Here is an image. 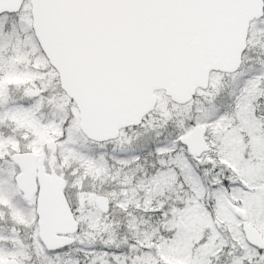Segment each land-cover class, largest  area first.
Returning <instances> with one entry per match:
<instances>
[{
	"label": "snow or ice",
	"instance_id": "obj_1",
	"mask_svg": "<svg viewBox=\"0 0 264 264\" xmlns=\"http://www.w3.org/2000/svg\"><path fill=\"white\" fill-rule=\"evenodd\" d=\"M0 264H264V0H0Z\"/></svg>",
	"mask_w": 264,
	"mask_h": 264
}]
</instances>
